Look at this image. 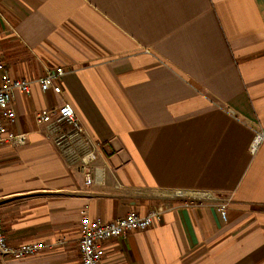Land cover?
Wrapping results in <instances>:
<instances>
[{"label": "crops", "instance_id": "1", "mask_svg": "<svg viewBox=\"0 0 264 264\" xmlns=\"http://www.w3.org/2000/svg\"><path fill=\"white\" fill-rule=\"evenodd\" d=\"M0 52L14 78L66 71L61 93L15 91L28 143L0 146L3 225L46 247L1 264H80L84 216L160 204L103 264H264V0H0ZM64 102L97 149L90 186L37 121ZM176 189L229 199L226 219L163 196Z\"/></svg>", "mask_w": 264, "mask_h": 264}, {"label": "built area", "instance_id": "2", "mask_svg": "<svg viewBox=\"0 0 264 264\" xmlns=\"http://www.w3.org/2000/svg\"><path fill=\"white\" fill-rule=\"evenodd\" d=\"M65 68L57 66L49 68L36 79L14 78L6 68L5 60L0 52V146L5 144L19 147L28 143V134L14 130L17 112L14 106L15 91L30 95L33 84H39L43 91L52 90L61 93V81ZM37 121L48 125L49 133L54 142L69 163L80 162V170L84 174L85 183L94 182L95 169L93 161L98 153L93 139L88 134L76 110L69 102H64L54 108L41 110L37 113ZM264 140V129L256 132L253 151ZM167 199L182 201L186 207L196 205H211L226 219L230 200L218 198L207 190L176 189L163 193ZM0 199V264L6 258H24L41 252L46 246L40 242L12 245L7 239L3 225V214ZM166 205L160 204L144 215L130 213L112 221L100 218L91 219L84 216L80 222L81 238L79 248L80 264H103V243L111 238H126L132 231L147 230L161 219Z\"/></svg>", "mask_w": 264, "mask_h": 264}]
</instances>
